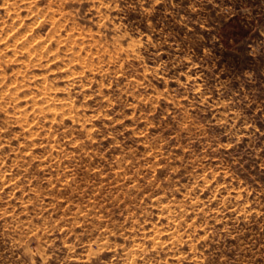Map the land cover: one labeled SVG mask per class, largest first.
<instances>
[{
	"label": "clouds",
	"instance_id": "9594fccd",
	"mask_svg": "<svg viewBox=\"0 0 264 264\" xmlns=\"http://www.w3.org/2000/svg\"><path fill=\"white\" fill-rule=\"evenodd\" d=\"M0 264H264V0H0Z\"/></svg>",
	"mask_w": 264,
	"mask_h": 264
}]
</instances>
